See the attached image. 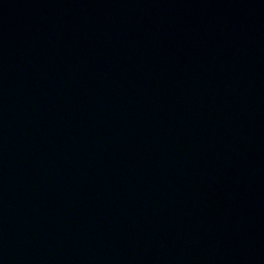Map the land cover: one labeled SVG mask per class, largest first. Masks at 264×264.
Masks as SVG:
<instances>
[{
	"label": "water",
	"instance_id": "95a60500",
	"mask_svg": "<svg viewBox=\"0 0 264 264\" xmlns=\"http://www.w3.org/2000/svg\"><path fill=\"white\" fill-rule=\"evenodd\" d=\"M42 0H0V52Z\"/></svg>",
	"mask_w": 264,
	"mask_h": 264
}]
</instances>
